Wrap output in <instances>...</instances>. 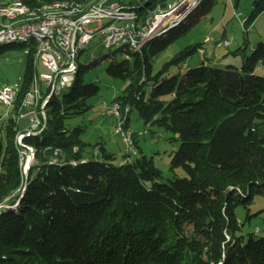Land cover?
<instances>
[{
	"label": "trees",
	"instance_id": "trees-1",
	"mask_svg": "<svg viewBox=\"0 0 264 264\" xmlns=\"http://www.w3.org/2000/svg\"><path fill=\"white\" fill-rule=\"evenodd\" d=\"M23 1L36 7L87 0ZM171 1L131 0L129 7L145 20ZM216 1L202 0L141 51L114 49L122 61L104 57L107 74L128 83L115 101L138 111L146 124L178 135L172 178L145 155L116 164L102 146L98 158L87 157L85 129L68 128L67 121L85 115L89 99L101 91L80 75L102 60L79 66L71 92L48 101L46 127L24 134L22 145V130L9 119L6 141L0 138V264H264V235L241 234L245 224L237 216L239 207L250 210L264 196V42L243 55L241 66L202 61L169 75L171 65L184 66L200 44L159 71L153 66V58L196 26ZM262 13L264 0H254L246 25ZM27 56L13 112L34 85V49ZM129 122L130 117L124 129ZM29 146L41 162L30 167L25 182L21 161ZM177 169L186 176L178 177Z\"/></svg>",
	"mask_w": 264,
	"mask_h": 264
},
{
	"label": "rangeland",
	"instance_id": "rangeland-1",
	"mask_svg": "<svg viewBox=\"0 0 264 264\" xmlns=\"http://www.w3.org/2000/svg\"><path fill=\"white\" fill-rule=\"evenodd\" d=\"M253 1L239 0L236 6L237 0H217L211 12L196 26L178 38L167 50L153 58L155 71H159L163 65L169 63L189 46L199 44L203 48L187 58L184 66L171 65L169 75L183 74L188 67H196L207 59H210L212 64L220 68H225L231 64L241 66L243 55L250 54L252 47L258 42H264V13L254 23L243 25V22L248 19L253 11ZM88 28L98 29L99 23L96 21L90 23ZM225 38L231 41V45L229 47H217L216 44ZM98 41L96 38L85 47L79 55L78 62L82 66H88L92 62L102 60L100 64L80 75L83 83L94 82L100 86L101 91L89 99V104L92 107L85 115L67 121L68 128L82 126L85 129L82 140L87 144L85 147L87 157L98 158L102 146L115 155L116 164L132 161L145 155L147 158L153 159L155 165L162 170L165 178H172L174 173L170 169L171 160L181 145L178 135L156 124H146L136 110H132V112L130 110L128 113L130 122L127 130L132 133L133 147L137 150V154H131V158L128 159L130 156L128 144L117 131L119 120L115 115L108 113L109 107L117 102L115 99L123 94L128 83L109 76L106 71L109 61L104 60V57L108 55H111L118 62L122 61L124 57L119 53L114 57V49H107ZM5 46L6 48L0 52V89L16 84L22 85L28 59L27 53L31 50L30 47H21L19 43L6 44ZM201 50L204 52L203 55ZM238 50L241 51L237 54ZM36 69L39 76L49 73V70L40 60L36 63ZM259 73L264 74V68H261ZM71 90V87L60 88L59 93L62 96ZM10 118L17 122L18 128L22 131L32 121L28 115L19 118L17 112H13V109L0 101V138H3L4 141H6L7 136L6 125ZM124 130L126 131V129ZM25 153L26 151L22 152V157H26ZM58 153L59 151H55V154ZM33 155L30 167L41 162V159H35V151ZM24 160L21 161L23 168L26 166ZM52 160L53 162L57 161L56 158ZM176 175L184 177L186 173L182 169H177ZM249 213L252 216L248 220ZM237 216L238 220L245 224L241 234L248 237L250 233H254L257 238L263 236L264 196H257L250 210L239 207Z\"/></svg>",
	"mask_w": 264,
	"mask_h": 264
},
{
	"label": "built area",
	"instance_id": "built-area-1",
	"mask_svg": "<svg viewBox=\"0 0 264 264\" xmlns=\"http://www.w3.org/2000/svg\"><path fill=\"white\" fill-rule=\"evenodd\" d=\"M193 0H173L166 8H161L147 19L136 18V12H125V6L121 4L104 5L96 10V15L90 20L69 23L68 25L43 24V27L33 28L18 32H8L3 26H0V39L19 35L21 33L42 32L44 34V42L41 46V63L49 70V73L38 76L36 84L32 90L28 92V102L25 109V116H30L31 124L43 125L41 117L42 101L46 97V91L52 85H62L69 82V74L72 71V58L77 46H87L93 40L98 38V43L104 45L107 49L114 47H135L137 51H141V45L152 33L161 29L164 24L168 23L173 18L179 17ZM233 1V0H230ZM24 9H33L35 7L11 6L5 10V15L12 16L15 11ZM103 20H111V27H103ZM99 23L98 29H89L88 24L93 22ZM246 24V20L243 25ZM73 35H80V42H73ZM51 39H63L66 46L69 48V56H61L57 50L51 46ZM231 41L224 39L216 44L217 47H229ZM29 47V46H28ZM203 55V50H201ZM21 85L6 86L0 89V101L6 104L9 108L14 109L15 100L20 91ZM130 107H124L122 104L113 103L108 113L115 115L118 120L117 131L122 135L124 141L128 144L129 154H137V150L133 147L132 133L124 130V123L128 118ZM24 116V117H25ZM23 117V118H24ZM29 159L27 152V158Z\"/></svg>",
	"mask_w": 264,
	"mask_h": 264
},
{
	"label": "bare ground",
	"instance_id": "bare-ground-1",
	"mask_svg": "<svg viewBox=\"0 0 264 264\" xmlns=\"http://www.w3.org/2000/svg\"><path fill=\"white\" fill-rule=\"evenodd\" d=\"M131 0H87L82 4H75L70 2H54L51 4H42L35 7V12L33 9H24L22 11H15V13L10 15H5V13H0V26H3L4 29H7L8 32H18L24 30H31L33 28L43 27V24H57L59 25H68L69 23L87 21L90 20L93 16L96 15V10L100 8L102 4L104 5H116L121 4L125 6V12H134L129 6ZM202 2V0H193L189 3L185 12L177 18H173L164 26L157 30L155 33H152L148 39L144 41L141 45V49L144 45L151 39L167 32L170 28L178 25L183 20H185L189 14ZM21 3V7H29L23 0H10L7 2L0 3V12L11 8V6H18ZM136 18H142L136 13ZM103 27H111V20H103ZM44 42V34L42 32H31V33H21L19 35L5 37L0 39V45H6L11 43H23L29 46L31 49H34V58L35 66L38 60L41 57V46ZM73 42H80V35H73ZM51 46L57 50L58 54L61 56H69V48L65 45L63 39H51ZM86 46H77L74 51V56L72 58V71L69 74V82L62 85H52L49 90L46 91V97L42 101L41 106V117L43 119L44 127H41L39 124H31L22 131L21 134L17 137L18 144L22 145V138L24 134L32 133H41L46 127L47 115H46V106L48 101L56 94L59 93L60 88L70 87L77 75L78 68L80 66L78 58L80 53L85 49ZM123 47H114L113 49H120ZM130 49L137 51L135 47H129ZM39 74L35 72L34 75V84H36ZM16 102V100H15ZM28 102V93L21 102L19 109L17 110V115L20 118L25 116V109ZM15 108V106H14ZM14 111V109H13ZM20 120V119H19ZM29 152H36L34 147H27ZM27 157V152L25 153ZM22 157V161L26 159ZM25 161V160H24ZM32 158L29 155V159L26 162V165L31 164Z\"/></svg>",
	"mask_w": 264,
	"mask_h": 264
},
{
	"label": "water",
	"instance_id": "water-1",
	"mask_svg": "<svg viewBox=\"0 0 264 264\" xmlns=\"http://www.w3.org/2000/svg\"><path fill=\"white\" fill-rule=\"evenodd\" d=\"M32 156V159L34 157L33 153L30 152V157ZM29 170H30V164L26 165L24 167V174H25V182H27L29 180Z\"/></svg>",
	"mask_w": 264,
	"mask_h": 264
},
{
	"label": "crops",
	"instance_id": "crops-1",
	"mask_svg": "<svg viewBox=\"0 0 264 264\" xmlns=\"http://www.w3.org/2000/svg\"><path fill=\"white\" fill-rule=\"evenodd\" d=\"M225 39H227V38H225ZM205 59H207L206 57H205ZM203 61H205V60H203ZM206 63H212L211 61H210V59L208 60L207 59V61H205Z\"/></svg>",
	"mask_w": 264,
	"mask_h": 264
}]
</instances>
